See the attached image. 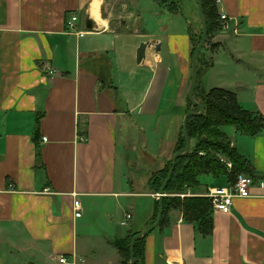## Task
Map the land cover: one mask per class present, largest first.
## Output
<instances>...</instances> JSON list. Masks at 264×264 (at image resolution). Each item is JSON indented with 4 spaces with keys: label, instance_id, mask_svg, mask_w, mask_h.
I'll list each match as a JSON object with an SVG mask.
<instances>
[{
    "label": "crops",
    "instance_id": "obj_1",
    "mask_svg": "<svg viewBox=\"0 0 264 264\" xmlns=\"http://www.w3.org/2000/svg\"><path fill=\"white\" fill-rule=\"evenodd\" d=\"M104 1L95 9V0H0V264H63L62 255L71 264H121L111 240L151 226L158 197L148 182L183 132L191 32L198 37L202 20L188 27L171 18L149 31L152 19L141 13L116 28ZM216 4L230 28L203 49L213 66L202 86L233 91L264 117V0ZM154 40L161 50L149 47L139 63L140 44ZM222 129L254 167L251 196L213 211L207 237L173 209L167 225L147 235L145 264H264V131ZM138 159L157 167L139 178ZM227 184L200 180L187 194Z\"/></svg>",
    "mask_w": 264,
    "mask_h": 264
},
{
    "label": "trees",
    "instance_id": "obj_2",
    "mask_svg": "<svg viewBox=\"0 0 264 264\" xmlns=\"http://www.w3.org/2000/svg\"><path fill=\"white\" fill-rule=\"evenodd\" d=\"M158 5L166 7L172 13L180 12V0H155ZM217 0H203V11L208 26V44L214 34L221 28L220 13ZM193 57L196 46L200 43L203 35V23L198 37L193 36ZM206 46V45H205ZM204 46V48H205ZM213 66V59L204 56L201 52L198 58V82L194 91L196 100L205 108L202 115H193L188 120V135L191 140L192 149L187 156L179 157L176 162L175 171L167 185L163 198V217L159 224L164 227L169 222V214L173 209L180 210L184 219L196 225L199 232L205 237L212 235L214 230L213 204L207 196H172L170 194L185 192L200 184V176L211 175L215 178H225L227 183H234L238 174H246L255 177V170L251 162L239 153L233 146L231 138L223 131L224 126H232L237 132L249 136H255L264 131V117L258 112H252L241 106L236 93L221 87L210 90L202 86V75ZM190 110L198 112L200 108L189 99ZM186 140L181 132L179 140L174 148L173 157L176 153L184 152ZM219 154L227 156L234 164L231 171L222 164L218 158ZM39 159L40 152L38 150ZM173 157L166 161L165 165L153 172L148 188L152 193H160L166 181L171 167ZM160 210V200H156L155 212L151 219V225L157 220ZM140 232L131 231L125 238L111 240L121 255V264H131L130 244L133 237ZM146 237L135 242V263L145 264Z\"/></svg>",
    "mask_w": 264,
    "mask_h": 264
},
{
    "label": "rangeland",
    "instance_id": "obj_3",
    "mask_svg": "<svg viewBox=\"0 0 264 264\" xmlns=\"http://www.w3.org/2000/svg\"><path fill=\"white\" fill-rule=\"evenodd\" d=\"M97 3H98V0H95V5H94L95 9L98 8ZM103 10H104V16L109 17L111 21L113 22V26L116 28H123L125 26L121 24V21H120L121 19H125L128 21V19L131 20V18L134 15L141 14V13H144V15L149 18V20L152 19L153 24L152 23L144 24V28H147L149 31L161 30V26L163 25V23L167 22L171 18L178 20L180 24H182V21H183L188 27L190 24L196 27V23H199L200 25V22H201L197 0H192V2L189 0H180V12L176 14L170 12L164 7L159 6L155 0H105ZM154 15L156 16L159 15V17H156ZM204 75L205 73L202 75L201 80L203 79ZM211 83L212 85H217L215 83H219V82L217 78H212ZM155 137L158 140L160 138V135L159 134L155 135ZM138 144H139L138 142L134 143L135 146H137ZM128 153L129 155L132 156L133 159H136L135 156H137L138 154L140 155V152L135 149L134 150L130 149V152ZM172 157L173 156H171V158ZM138 161L139 162L141 161L140 162L142 163L141 168H143V169L134 168V171L137 177L139 178H142L143 175L144 176L146 175L147 170L145 168L154 170L157 167L156 164H148L146 161H144V159H141V160L138 159ZM213 179L214 177L211 175L200 176V180L203 183L210 184ZM183 193H187V191ZM155 196L158 197V193H156ZM172 196H176V195H172Z\"/></svg>",
    "mask_w": 264,
    "mask_h": 264
},
{
    "label": "water",
    "instance_id": "obj_4",
    "mask_svg": "<svg viewBox=\"0 0 264 264\" xmlns=\"http://www.w3.org/2000/svg\"><path fill=\"white\" fill-rule=\"evenodd\" d=\"M198 9H199V14L203 23V35H202V39L200 41V43L196 46L193 57H192V77H191V83H190V87H189V91H188V97L190 99V101L194 104L197 105L200 108V111L195 112V111H190L186 114L185 119H184V124H183V135L185 137L186 140V149L184 152H179L176 153L173 157V165L171 167L170 173L166 179V181L164 182L162 189L159 193V200H160V210L158 213V217L157 220L154 224H152L151 226H149L146 230L138 233L135 237H133V239L131 240V244H130V252H131V264H134L136 259H135V252H134V246H135V242L142 238L145 237L147 235H149L161 222L162 217H163V210H164V204H163V198L164 196H166L165 194V190L167 188L168 183L170 182L173 173L175 171V166H176V162L177 159L179 157H183V156H187L191 149H192V144H191V140L189 138L188 135V120L190 116L193 115H202L205 112V108L202 104H200L195 96H194V91L198 82V58L201 54V52L204 49V46L207 43L208 40V26H207V21L204 15V11H203V0H198ZM123 23H125L123 21ZM93 27V22L91 19L87 20V28L88 29H92ZM155 46L157 51L161 50V45L156 41H146V42H142L137 50V61L139 63L142 62L143 59H145L146 57V52L147 49L149 47Z\"/></svg>",
    "mask_w": 264,
    "mask_h": 264
},
{
    "label": "built area",
    "instance_id": "obj_5",
    "mask_svg": "<svg viewBox=\"0 0 264 264\" xmlns=\"http://www.w3.org/2000/svg\"><path fill=\"white\" fill-rule=\"evenodd\" d=\"M78 20L79 18L77 15L75 14L72 15L68 21V25L70 26V28L75 27ZM220 21H221L222 30H228L230 28L229 17L227 16V14L221 13ZM44 141H47V138H44ZM218 158L220 162L224 164V166L227 168L228 171H231L233 169L234 164L227 156L223 154H219ZM253 183H254V179L251 176L241 173L236 176L234 183H228L227 185L212 187L209 189L206 196L212 200L214 211L229 212L236 198L251 196V186L253 185ZM50 192L51 190L49 188L44 190V193H50ZM170 195H176L180 197L188 196L187 193H183V192L178 194L173 193ZM158 197H159V193H158ZM75 208L77 211L76 214L79 215L80 214L79 200L75 201ZM131 218L132 215L130 213L127 214L122 224L127 225L128 221ZM59 260L63 264H71L69 263L65 255L60 256Z\"/></svg>",
    "mask_w": 264,
    "mask_h": 264
},
{
    "label": "clouds",
    "instance_id": "obj_6",
    "mask_svg": "<svg viewBox=\"0 0 264 264\" xmlns=\"http://www.w3.org/2000/svg\"><path fill=\"white\" fill-rule=\"evenodd\" d=\"M103 24L106 27L107 26V21H103Z\"/></svg>",
    "mask_w": 264,
    "mask_h": 264
},
{
    "label": "bare ground",
    "instance_id": "obj_7",
    "mask_svg": "<svg viewBox=\"0 0 264 264\" xmlns=\"http://www.w3.org/2000/svg\"><path fill=\"white\" fill-rule=\"evenodd\" d=\"M95 13H94V15H96L97 16V14H96V10L94 11Z\"/></svg>",
    "mask_w": 264,
    "mask_h": 264
}]
</instances>
